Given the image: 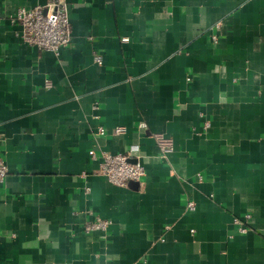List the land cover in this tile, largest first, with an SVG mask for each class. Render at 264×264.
Listing matches in <instances>:
<instances>
[{
	"label": "crops",
	"instance_id": "0c3cea01",
	"mask_svg": "<svg viewBox=\"0 0 264 264\" xmlns=\"http://www.w3.org/2000/svg\"><path fill=\"white\" fill-rule=\"evenodd\" d=\"M48 1L0 0V264H264V0H62L58 56L7 19Z\"/></svg>",
	"mask_w": 264,
	"mask_h": 264
},
{
	"label": "built area",
	"instance_id": "2783aa9c",
	"mask_svg": "<svg viewBox=\"0 0 264 264\" xmlns=\"http://www.w3.org/2000/svg\"><path fill=\"white\" fill-rule=\"evenodd\" d=\"M10 23L18 25L17 36L21 42L29 47H35L39 51L52 52L58 56L60 52L69 47L71 43V25L68 17L67 4L62 0H49L45 5H37L33 8H18L14 13L8 15ZM1 2H0V24L2 23ZM215 39V37H213ZM97 64L102 63V58L94 56ZM209 124H205L207 128ZM139 127H144L140 124ZM125 132L124 127L114 129V135H121ZM100 134H103L100 131ZM153 138L160 151L161 158L164 160L173 151V141L171 138L162 134H154ZM91 159H98L94 150L89 151ZM139 154L134 147L126 153L111 154L102 152L97 174L115 186L126 188L129 183H141L146 175L144 167L139 163ZM133 161V162H132ZM8 175L6 163L0 158V184H3ZM189 208L192 209L193 203ZM248 221L250 216H246ZM240 226L239 231L245 233L247 227L244 222L235 220ZM110 222L101 218H93L83 225L86 234L93 232L106 231Z\"/></svg>",
	"mask_w": 264,
	"mask_h": 264
},
{
	"label": "water",
	"instance_id": "95a60500",
	"mask_svg": "<svg viewBox=\"0 0 264 264\" xmlns=\"http://www.w3.org/2000/svg\"><path fill=\"white\" fill-rule=\"evenodd\" d=\"M131 185L137 186L138 183H136V182H132V183H130V186H131Z\"/></svg>",
	"mask_w": 264,
	"mask_h": 264
}]
</instances>
